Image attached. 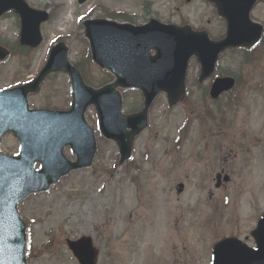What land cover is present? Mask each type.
Segmentation results:
<instances>
[{"label": "rangeland", "instance_id": "rangeland-1", "mask_svg": "<svg viewBox=\"0 0 264 264\" xmlns=\"http://www.w3.org/2000/svg\"><path fill=\"white\" fill-rule=\"evenodd\" d=\"M26 1L32 8L49 10L54 18L42 25L44 41L37 50L26 52L25 56H12L0 65V89L23 84L37 76L47 60L50 47L58 40L70 46V59L74 64L85 59L87 45L82 36V22L89 17L107 18L111 14L133 19L136 21L133 23L140 24L147 17H154L166 24L182 26L187 23L197 30H207L215 39L225 33L224 22L217 18L214 8L204 0H87L82 5L78 0ZM252 16L256 21L264 23L263 3L256 7ZM19 35V18L13 13L5 15L0 20V42L14 49L19 48ZM254 56L260 64H245L242 51L229 52L219 65L223 71L235 74L239 79L237 88L233 93L230 92L231 96L222 98V103H237L240 99L237 108L230 114L234 126L227 133L231 135H240L249 130L250 134L264 136V44ZM88 67L92 76H102L95 65L86 66L85 70ZM198 73V65L192 61L188 76L189 96L185 107L170 111L164 97L157 100L151 115V127L136 143L132 166L120 169L115 144L99 136V152L92 169L71 174L49 193L33 196L20 205L21 217L29 225L30 264H79L69 250L67 240H75L81 236L93 239L100 252L99 264L170 263L169 258H165L163 249L166 248V252L170 246H181L180 243L176 245L170 241V234L166 232L168 228L164 231L163 220L169 226V216L167 214L163 218L162 208L169 207L167 205H170L172 195L167 188V181L161 180L158 173L167 172L171 166L170 156H167L171 149L169 140H172L182 120L186 119L187 116L184 115L190 114L194 123H197L205 106H214L210 97L205 95L210 83L199 86L196 83ZM71 100L69 79L65 75H58L49 80L41 94L32 97L30 103L32 108L51 106L58 110H68ZM140 103L141 97L137 92H126V106H140ZM88 118L97 130L94 110L89 111ZM220 130L219 127L215 131L197 127L194 131L190 130L189 135L197 136L194 140L198 142L205 135L221 134ZM2 152L7 155L18 154L19 143L14 137L8 136L3 141ZM229 152L228 147L222 153V161H219L221 166ZM66 153L72 158L69 150ZM192 155L204 158L203 162L191 160ZM183 156L180 176L185 171L188 173L190 190L186 202L192 208L190 219L196 220L198 214L193 212L194 203L201 197V202H210L205 199L207 192L202 195L195 184L204 167H207L208 179L215 176L211 175L213 165L210 155L202 149L198 154L188 151ZM255 158L253 171L257 170L259 162L261 170L257 174L248 172L245 177L247 179L250 175L254 182L253 191L259 199L256 205L259 207L254 210L257 215L264 209V157L262 161H259L257 155ZM135 166L142 168V172L130 170ZM135 179L137 181L133 186ZM245 194L246 207L250 194ZM163 200L166 201L165 204ZM235 206L227 210L228 215L235 213ZM227 221L224 218L222 227L216 229L217 233L220 232L218 236L217 233H212L214 237L217 236L213 241L230 233ZM195 232L196 228H191L190 236L181 243L183 246L201 249L203 242L204 252L209 260L212 234L202 232L201 242L195 237ZM175 234L178 233L175 231ZM109 254H113L110 260Z\"/></svg>", "mask_w": 264, "mask_h": 264}, {"label": "water", "instance_id": "water-1", "mask_svg": "<svg viewBox=\"0 0 264 264\" xmlns=\"http://www.w3.org/2000/svg\"><path fill=\"white\" fill-rule=\"evenodd\" d=\"M206 1L226 22L222 40L214 41L208 32L191 26L165 25L155 19L144 26L86 20L84 37L89 41L93 63L113 75L111 83L99 89L87 85L69 59V46L59 42L35 80L0 91V146L9 134L21 145L18 156L0 151V264H28V227L20 218L19 204L31 195L49 192L71 172L93 166L98 138L87 120L91 107L96 110L102 137L116 143L122 167L133 157L134 144L148 128L149 113L160 94L166 95L170 108L186 101L192 59L200 66L198 82L203 84L214 75L223 53L238 48L251 50L261 42L264 26L252 21L250 15L264 0ZM11 10L21 19V46L38 48L43 40L41 25L50 18L48 12L32 9L25 0H0V17ZM9 56L10 51L0 46V63ZM58 73L71 80L70 110H31L29 97L37 95L47 78ZM234 86L232 78L217 79L211 97L218 99ZM132 89L142 93L143 109L126 115L123 91ZM68 147L75 160L66 156ZM37 163L40 170H36ZM253 237L255 249L235 239L218 244L213 264H264V217ZM68 245L81 264H97L98 251L90 238L69 241Z\"/></svg>", "mask_w": 264, "mask_h": 264}, {"label": "flooded vegetation", "instance_id": "flooded-vegetation-1", "mask_svg": "<svg viewBox=\"0 0 264 264\" xmlns=\"http://www.w3.org/2000/svg\"><path fill=\"white\" fill-rule=\"evenodd\" d=\"M108 17L122 21L125 18L116 17L109 14ZM150 17L144 19L141 24L146 23ZM128 21V20H126ZM130 22H136L135 20H129ZM138 21V20H137ZM140 22V21H139ZM237 81V80H236ZM142 106H132L128 109L125 106L127 113H135L141 109ZM184 107V106H182ZM225 106H205L203 116L205 118L197 119V123H193L191 130H196L197 127H202L205 130L215 131L219 127L221 134L205 135L200 141L194 140L192 135H180L179 130L184 127L188 122L190 114H185L182 122L176 128L175 135L172 136V140H169L171 144L170 153V167L167 172H159L161 180L167 181V188L171 193V204L168 207L169 226L167 225L171 239H177L181 247L173 246L168 252V258L171 264H206V253L200 251L198 248L183 246L182 242H185L190 236L191 219L190 214L192 211L191 206L186 202V196L190 190L189 176L185 171L183 176H180V165L183 161V154L186 152H192L198 154L200 149L204 153H207L211 157V164L213 165V171L211 173L215 176L210 179L207 178V167L202 168L198 182L195 184L198 192H207V199L210 203L205 204L207 201L201 202L203 197L198 199L194 204L193 212L198 214L197 219L194 221L202 226V230L210 231L222 227L224 219L220 218L222 211H227L235 206V213L232 212L229 215L227 225L231 228L228 235H224L222 239L226 237H234L243 240L244 242L251 243V233L257 227L258 219L255 217V207L259 203V199L255 197L253 191L254 182L250 178V175L246 179L248 172L250 174H257L261 170V163H258L257 170L253 171L255 167L256 158L258 156L259 161L264 157V136L253 134H240V135H228L222 134L223 131L227 132L229 127L234 125L225 117L226 114L222 113V109ZM181 107H177L170 111H175ZM192 138V139H191ZM230 148V152L223 162L224 165H220L219 161H222L221 155L226 148ZM154 154H158L153 151ZM172 156H171V155ZM197 159L198 163L203 162L204 158H199L192 155L191 160ZM263 164V163H262ZM132 171L142 172V168L135 166ZM226 175H229L231 179L225 181ZM222 176L221 178H219ZM183 190V191H180ZM250 194L246 203V194ZM240 195V196H239ZM231 203V204H230ZM228 204V205H226ZM206 205V206H204ZM261 212L263 216L264 210ZM260 216V217H261ZM235 217V218H234ZM175 231L178 234H175ZM221 240V239H220Z\"/></svg>", "mask_w": 264, "mask_h": 264}, {"label": "trees", "instance_id": "trees-1", "mask_svg": "<svg viewBox=\"0 0 264 264\" xmlns=\"http://www.w3.org/2000/svg\"><path fill=\"white\" fill-rule=\"evenodd\" d=\"M77 66L82 70V72H83L88 83H97V84L101 85V84H104V83L109 81L108 75L105 77H102L100 79H95V78L88 76L87 73L84 72V68L82 67V65L78 64Z\"/></svg>", "mask_w": 264, "mask_h": 264}]
</instances>
